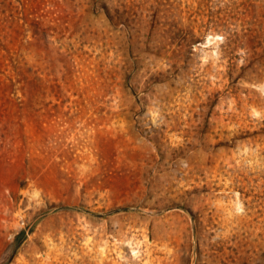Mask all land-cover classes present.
Masks as SVG:
<instances>
[{
  "label": "rangeland",
  "instance_id": "rangeland-1",
  "mask_svg": "<svg viewBox=\"0 0 264 264\" xmlns=\"http://www.w3.org/2000/svg\"><path fill=\"white\" fill-rule=\"evenodd\" d=\"M0 264H264V0H0Z\"/></svg>",
  "mask_w": 264,
  "mask_h": 264
}]
</instances>
